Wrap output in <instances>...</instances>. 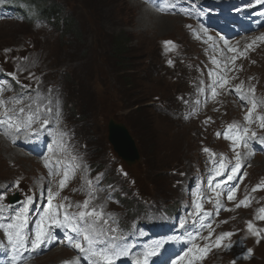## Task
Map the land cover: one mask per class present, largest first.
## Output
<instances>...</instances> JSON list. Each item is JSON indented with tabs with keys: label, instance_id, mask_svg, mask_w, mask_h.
Listing matches in <instances>:
<instances>
[{
	"label": "rangeland",
	"instance_id": "obj_1",
	"mask_svg": "<svg viewBox=\"0 0 264 264\" xmlns=\"http://www.w3.org/2000/svg\"><path fill=\"white\" fill-rule=\"evenodd\" d=\"M26 1L31 3L34 0ZM56 2H60L58 7L51 6L45 12L40 11L35 15L27 12L16 15L11 10L0 7V84L5 85L0 89V99L5 101L0 105V113L6 109L18 110L19 107L31 104L33 110L37 106L40 107L43 118V112L47 107L52 109L61 107L55 120L57 139L60 140L59 133L63 132V129L65 133L68 131V125L73 122H83L74 133L75 140L81 142L85 137H89L87 146L90 152L94 151L93 154L98 160L107 162L108 166L112 167V174L120 177L115 181L116 184L123 185L120 173L114 170L118 162L111 157L112 150L107 128L100 125L102 120L97 121L96 114H93L86 122V119H82L79 115L76 116L77 119L72 115L73 112L65 111L63 107L71 103L74 106L82 104L85 99L93 100L96 104L95 113L105 110L111 114L118 110L117 119L128 127L140 144L143 156L139 162H134L131 166L127 165V168L122 163L129 174V188L126 191L117 189L109 181H103L102 177L85 172L84 166L93 170L96 164L86 158H80V163L77 164L79 167H75L74 174L65 187L47 186V188L51 187L53 192L60 193L53 197L51 204L68 205L72 211H81L85 210L82 207L83 202L89 200L88 211L95 207L98 212L104 214L97 220V224L122 229L137 221L133 222L134 194L145 191L139 196L148 201L144 205L150 206L152 210L159 211L160 208L169 212H172V209L180 210L181 221L188 220L192 225H194L193 221H207L211 216L197 217L195 215L197 209L193 212L189 199L190 188L176 184L175 176L169 178L164 165L182 158L184 162L179 169L184 170L181 174L183 178H199L205 175L211 156L217 151H224L226 146L207 136L196 118L206 115L217 117L221 112H227V120L236 123L242 120L245 112L241 110L243 105L235 97L232 99L222 97L215 102L207 103L208 108L200 110L196 118H188L186 110L176 106L174 101L176 86L182 91L187 90L188 85L183 80L184 75L200 74L204 67V64L189 61L183 56L162 59L160 55L167 46L166 41L179 44L180 47L184 42L188 54L195 53L196 47L189 41L181 18H176L178 26L173 29L175 25L168 18L154 15L156 11L149 9L148 4L143 0H57ZM153 17H156V25L152 22ZM166 23L169 26L163 25ZM72 25L77 28L76 31L70 30ZM161 29L171 31H163L159 34ZM120 36L122 48L118 53L126 51L124 57L115 56L113 52L115 38ZM244 41L249 42L250 38L245 37ZM258 49H253L252 52ZM169 60L173 63L169 64ZM249 61H246L245 69L242 71L241 80L245 86L250 79L247 68ZM175 64H184L185 71L175 73L166 67ZM258 65L259 59L256 58V63H252L250 67L253 68V72L256 70V75L260 78V95L263 97L264 64L256 68ZM11 81L17 82L18 86H12ZM26 85L30 87H24ZM26 90H28L27 98L22 95L18 104L11 102L10 98ZM159 100L164 102L169 114L156 109L155 103ZM216 102L219 105H215ZM225 102L228 106L223 109ZM253 115L258 122L250 123L254 126L257 123L258 128L264 131V128L260 127V117L264 115L260 113ZM69 117L71 122H66ZM92 124H96L93 129L90 127ZM35 125L36 128L40 126L39 123ZM83 125L85 126L82 127ZM4 131L0 130V135H3ZM2 137L0 136V180L4 179L6 174L11 182V192L22 188L23 192L25 194L27 192L32 199H38L27 188L37 183V178L40 176L46 179L47 185L51 183L41 162L38 159L26 158L20 148ZM25 138L26 135L21 133L20 141ZM152 143L153 147L150 146ZM204 148L211 151L205 152ZM237 151L241 154V168L237 178L229 182V186L238 185L235 193L238 198L250 193L251 204L239 208L236 207V204L240 203V200L237 203V198L234 202L226 201L220 209L219 215L223 214L220 223L216 226V230L212 231L210 237L212 243L203 244L198 242L197 238L191 240L197 243V248L211 245L206 251L211 256L219 253L216 259L211 258L199 264H232L235 261H238L237 264H264V238L257 243V238L247 229V223L251 221L255 229L264 230V220L258 219L259 209L264 208V189L254 190L257 185H264V144L256 140L254 147L245 149L238 147ZM242 151L249 153L245 154ZM236 152L233 157L225 156L231 166L235 163ZM114 153L119 157L117 152ZM202 166L203 172H199ZM225 176L227 177V173ZM14 182H18V187ZM135 185L138 186L135 188ZM201 201L203 210L211 212L212 205L208 200L204 198ZM247 201L249 202L250 198H247ZM77 205L81 207L78 208ZM155 215V220H158L162 212L159 211ZM125 218L128 223L123 224ZM88 219L92 222V218ZM104 221H107V224H104ZM135 231L139 236L145 235L144 238L148 240L150 246L156 241H163V247L166 244L167 234L164 235V229L160 231L161 234L158 233V236H162L158 238L145 232L143 228ZM224 231L235 232L227 244L232 243L236 246L238 245L236 242L241 240L240 236L246 238L243 248L253 250L251 258L238 259L236 255L241 254V249L237 253L234 246L231 250L225 246L215 247V237ZM129 236L131 237V234L123 232L120 238L128 240ZM143 239H134L128 243L134 245L135 249ZM68 250L76 264H84L81 253ZM44 252L39 250L36 253L37 261L33 264H50L64 256L63 252L59 251L48 252L45 255ZM228 252L235 255L232 263V256L226 255ZM52 253L62 254L48 259ZM129 258L122 257L119 263L125 264Z\"/></svg>",
	"mask_w": 264,
	"mask_h": 264
},
{
	"label": "snow or ice",
	"instance_id": "obj_2",
	"mask_svg": "<svg viewBox=\"0 0 264 264\" xmlns=\"http://www.w3.org/2000/svg\"><path fill=\"white\" fill-rule=\"evenodd\" d=\"M161 2V0H159ZM256 3H259L262 7H264V0H255ZM184 0H167L166 8L168 10H178L179 7L183 6ZM189 8H191V5H189ZM191 14V12H189ZM208 39H212L211 36H208ZM261 39H264L262 37ZM225 44H227V41H224ZM166 45L171 46V41H166ZM229 51L235 52V49H229ZM233 60L236 59L235 56L232 57ZM169 64H172L173 62L171 60L168 61ZM11 75V74H9ZM218 84V86L223 89L225 88V85L228 83L224 77H220L218 81L215 82ZM5 85L0 84V89H3ZM24 87H30L28 85ZM235 93L239 96V98L245 103H247V93L242 91V85L235 86L234 89ZM212 95L215 96L217 94L216 87L214 86L212 88ZM22 94H18L17 96L10 98L11 102L13 104H18L20 101V98L22 97ZM31 99V97H29ZM5 101L3 99H0V105H3ZM27 107V111H26ZM26 107H19V109H6L3 113H0V130H5L6 134L10 136H14L15 139H13V143L16 142V139L20 137L21 133H24L27 135L31 132L39 133V131H46V126L49 125V120L47 119V115L49 113H52V108L47 107V110L43 112V118H42V111L39 106L36 107L35 110H33L32 105L29 104ZM253 109L256 107V103L253 102L252 105ZM252 115V109L249 110L248 115L245 116V120H250ZM211 118H207L205 120V124L210 122ZM261 124L260 127L264 128V116L260 117ZM39 123V128H33V124ZM243 135L240 134L239 128H234L232 124L228 125V130L224 133L226 139H230L233 144V150L237 149L241 146V142L243 143L244 147L248 146L249 140H258L259 143L264 144V138L258 137L255 132H252L251 135H248L249 129L247 127L243 128ZM232 132H235V134H230ZM51 135V133H48ZM59 135L61 138L66 135L64 132H60ZM217 136L220 135L219 132L216 133ZM205 152H210L211 150L208 148L203 149ZM214 155V154H213ZM216 163V161H213ZM79 167V165H77ZM241 168V154L237 151L236 157H235V163L231 166L230 171L229 165L224 162L223 159L219 161L217 166L215 167L214 176L212 179L208 181V185L210 188H212V191L216 193V196L219 197L222 192L227 193V198L229 200H233L235 198V193L237 190V187H231L229 186V182L235 180L237 178V174ZM227 172L226 180H221L219 182H216L214 187L213 180L215 177H221L224 176ZM51 174V173H50ZM69 179V174L66 171L64 173L63 179L60 180L59 187L63 188L66 186V181ZM16 183V186L18 187V182ZM89 183H91L89 181ZM261 185H257V188H259ZM8 187H11L9 185ZM220 189L221 191L217 192L216 190ZM255 190V189H254ZM6 192L5 189H0V200L5 199V196L3 193ZM47 194H48V200H49V207L45 210V217L50 222L48 226V231H45L43 227H41L40 224H37V231L35 233V239L28 238L26 239L23 235H21L19 229L22 228L26 223V217L25 213L27 212V204L21 208L18 212H16L14 219L18 221L16 224H3L0 223V228L6 227L5 232V239L7 246L10 247V250L17 255L20 254V249L23 248L25 251H28V244H31V248L35 250L36 248L40 247L41 245H51L58 242H61L62 240H66L69 245L74 247L75 249L79 250V252L82 254V259L87 261V264H114L115 260H118L120 258H127L130 257L133 250L134 245L128 243L127 238H117L115 236H107L106 235V229L103 225L97 224V220H99L104 214L102 212H98L95 207L91 208L90 211L89 205L90 201L85 200L83 202V209L82 211H79L78 213H69L67 211L68 205H58L56 210H52V204L51 201L55 195H58V192H53L51 187L47 188ZM28 202H31L32 197L28 196ZM247 198L245 200H241L239 204H237V207H240L241 205L247 204ZM215 206L217 209V213L221 207L219 199H217L215 202ZM196 209L197 212L195 215L197 217H200L201 215L203 217H209L212 215V212L203 210V205L199 202L196 203ZM77 207H81V205H77ZM63 208L64 212L61 214L59 209ZM3 206L0 205V212H2ZM260 215L258 216V219L264 220V208L259 209ZM88 218H92V226L90 227H83L82 225H86L88 223ZM9 219H12L10 217ZM188 221L183 220L180 222L179 227L181 229H185ZM195 224V221L192 222ZM104 224H107V221H104ZM204 226L203 221H201V227ZM210 227V225H209ZM59 229L62 230L59 234L52 231V229ZM247 229L249 232H251L254 236L257 237V243L260 242L261 238H264V230L261 229H255V226L251 221L247 223ZM108 232L115 231V229H107ZM212 232H209V237H211ZM234 233L232 232H225L219 234L217 236L215 241V247L219 248L221 247L222 241L225 238H230ZM199 237V230H196L195 233H189L188 240L191 241L194 238ZM201 239L207 240V237H199ZM81 239L86 242V246L82 245L80 242ZM171 240H181L183 242L184 237L181 236H174L170 237ZM237 244H240L241 247V254H238V259H248L251 258L253 250L251 248H243V240L237 241ZM211 245H207L204 248H198L197 250L200 252H206L208 251L209 247ZM9 247H5L4 251L0 253V255H7L9 251ZM163 247V241H156L154 242L150 247L144 249L143 251L136 254V259L134 264H149L150 258L156 257L160 254V250ZM227 249H231L233 247L232 243H229L225 246ZM192 249H189V252H191ZM189 252H185L184 255H180L179 253L176 254L175 258H169L171 261V264H183L185 256L189 254ZM12 264H17L15 256L12 257ZM167 264V262H165ZM234 264V262H233Z\"/></svg>",
	"mask_w": 264,
	"mask_h": 264
},
{
	"label": "bare ground",
	"instance_id": "obj_3",
	"mask_svg": "<svg viewBox=\"0 0 264 264\" xmlns=\"http://www.w3.org/2000/svg\"><path fill=\"white\" fill-rule=\"evenodd\" d=\"M240 4L242 6L241 8H242L243 13L245 15L244 19L248 24V30L244 31L241 34V39L238 42H236L233 49H235L238 52H242L246 56L247 53L252 52L253 49H257V48L264 46V39H261L262 37H264V21L259 20V16L262 14V8L263 7L259 3H256L255 0H240ZM146 15H147V13H146ZM236 15H237V11H233L231 13H228L224 16V20L229 21V20H231V16L236 17ZM159 16L168 18L174 24L172 17H170L168 15H162V14H160ZM235 22H236V20L233 21V23H235ZM158 24H161V23H158ZM167 24L168 23L163 24V25L169 26ZM245 37H249L250 41L249 42L244 41ZM244 64H242L241 66H238V67H234L230 72H228V76L226 78H224L228 81V83L225 85V88H223V89H221L218 86V84L215 83L221 77L217 73H215L212 77H210L209 81L206 83L202 82L200 79V82H201V88L200 89H201L202 94H200L197 97L198 102H200V104L204 106L207 103L215 102L216 100H219L222 97H224L225 99H230V98L232 99V97H235V99L243 105L244 101L241 100L239 98V96L235 93V91L232 89H234L235 86H237V85H242V91H244L245 93H248V90L246 89V86L244 85L243 80H241L242 71L245 69ZM214 86L216 87V91H217V94L215 96L212 95V91H211ZM227 106H228V104H227V102H225V103H223L222 108L226 109ZM246 115H248V113L245 110V112L243 113L242 120L238 121L236 123L243 124L244 128L247 127L249 129L248 135H251L252 132H255V126L252 123H247V122H255V120L254 119L245 120ZM208 116L214 117L213 115H206L203 118L208 117ZM123 125L127 129L130 136L132 137V139L135 142L137 153H138V158L136 159L135 162H139L140 161L139 159L142 158V156H143L140 144L133 137V135L131 134L128 127L124 123H123ZM54 126L55 125L50 122L49 125L46 126L47 130L46 131H43V130L39 131V133H37V136H39L43 139H46V140H52L54 138V135H55ZM48 133H51V135H49ZM240 134L243 135L242 130H240ZM0 136H3L2 138L5 137L8 141H10V143L12 145L19 148L18 143L20 141V137L18 139H16L15 143H13V139H15L14 136H10V135H7L5 133L3 135H0ZM110 145L112 148H114L116 150L115 145L113 144L112 141L110 142ZM255 145H256V140H249L247 148H252ZM239 148L245 149L246 147H244L243 143L241 142V146ZM121 152H123V150H121ZM235 152H236V149L233 150V146H226L224 151H217L216 153L222 154L224 156L233 157ZM34 153L39 155L38 160L41 162L42 167H43L47 177L51 181V183L48 184L47 186L52 185L55 187H57V186L59 187L60 180L63 179L64 173L66 171L69 174V179L66 181V184H68V182L70 181V178L74 174V170H72V171L67 170L68 164L65 162V158H56L53 154H49V153L43 151L42 149L36 148V147L34 148ZM122 158H123L122 163L125 165L126 168H127V165L131 166V164L134 163V162H132V163L128 162L127 159L124 158L123 156H122ZM228 159H230V158H228ZM46 165L49 166L48 169H45ZM137 186L138 185H135V188ZM254 189L258 190V191L262 190V189H264V185H261L259 188H257V186H256ZM202 191L203 190L198 189V188H190L189 189V193H190L189 199L191 201L190 206L192 207L193 212L196 210V206H194V205H196L197 202L202 204L201 199L206 198ZM143 192H145V191H139V192L134 194L135 206H134L133 222H135L137 220L135 222V224H130V225H128L122 229L112 228V227H108L107 225H105L104 227L106 229V235L107 236H115L119 239L123 235V232H127L129 235L131 234V237L130 236L128 237V242H132L134 239L139 240V239H143L145 237V235L139 236L136 234L135 230L138 228H143L144 230H146L145 232L151 233L152 236L155 238L162 237V236H158V233L161 234L162 232L160 233V231H162V229H164V235L167 234V239H166L165 246L162 248V251L158 255V257H159L158 261L160 264H165V262H167V264H171V261L169 260V258L171 257L174 259L177 253L182 255L187 244L192 242V241L188 240L189 233H191L193 231L191 228L192 224L190 221L187 220L188 223L186 225V228L181 229L179 227V224L181 221H176L175 216L173 215L172 212H169L168 210H163L162 208L159 209V211L162 212L160 219L155 220L156 219L155 213L158 214L159 211L158 210H152L150 208V206L146 207L144 205V203H146L148 201H145L142 196H139V195H142ZM4 196H5V199L0 200V205L3 206V210H2V212H0V223H3L5 225H7L9 223H11V224L18 223V221L14 219L15 214H16V212H18L21 208H23L27 204V212L25 213L27 223L22 228L19 229L21 235L26 237V234L29 233L31 230V218H32L30 216V214H28V212L31 211V209H33L34 206H36L38 201H40V200L47 201L48 200V194L45 192H42V193H40V196H38V199H32L31 202H28L27 192L25 194L23 192L22 188H18L12 192H8L7 194H4ZM235 198H237V203L239 202V200L241 201V200H245L246 198H250V201L247 202L246 205H241L239 208H245L251 204V194L250 193H248L242 197L240 196L239 198H238V195H235ZM234 199L229 200L227 198V202L228 201L234 202ZM52 205L54 206L55 209H57L58 204H52ZM236 207H237V204H236ZM228 210L232 211L233 209H228ZM59 211L62 214L64 212V209L61 208V209H59ZM67 211L69 213H78L79 212V211H72L69 208H67ZM222 215L223 214L219 215V217H221ZM10 217H12V219H9ZM82 226L83 227H90V226H92V222L89 221V219H88V223L86 225H82ZM109 228L115 229V231L108 232L107 229H109ZM0 232L2 233V237L0 238V246L4 249L5 247H7L6 239H5L6 227L0 228ZM225 232H228V231H224L221 233H225ZM236 233L241 234L239 232H236ZM181 235H183V237H184L183 242L181 240L169 239L170 237L181 236ZM217 236L215 237V239L217 238ZM240 237H241V240H243V246H244L246 238H244L242 236H240ZM254 237H256V236H254ZM230 239L231 238H225L222 241L221 248L226 246V244L228 243V241ZM262 240L263 239H260V241H262ZM80 242L82 243V245L86 246V242L83 241V239H81ZM233 246L235 247L236 252L238 253L239 250L241 249V246H239V244L236 246L235 245H233ZM69 249L72 251H75V253H80L79 250L75 249L72 246ZM140 251H141L140 246H137L133 250L128 262L125 264H134L135 259H136V254L139 253ZM52 254L48 257V259H53L55 257H58L62 253H55V254L52 253ZM226 255L232 256V259H231V263H232L235 255H231L229 252L226 253ZM236 257H237V255H236ZM81 259H82V257H81ZM82 261L84 262V264H87V261H85L83 259H82ZM237 263H238V261H235L234 264H237ZM73 264H76V262L74 260H73ZM114 264H120L119 259L115 260ZM197 264H199V262Z\"/></svg>",
	"mask_w": 264,
	"mask_h": 264
},
{
	"label": "water",
	"instance_id": "obj_4",
	"mask_svg": "<svg viewBox=\"0 0 264 264\" xmlns=\"http://www.w3.org/2000/svg\"><path fill=\"white\" fill-rule=\"evenodd\" d=\"M111 141L115 145L116 150L128 162H135L138 158L136 145L132 137L123 124H111ZM123 150V152H121Z\"/></svg>",
	"mask_w": 264,
	"mask_h": 264
},
{
	"label": "trees",
	"instance_id": "obj_5",
	"mask_svg": "<svg viewBox=\"0 0 264 264\" xmlns=\"http://www.w3.org/2000/svg\"><path fill=\"white\" fill-rule=\"evenodd\" d=\"M67 26H68V24H67ZM77 29V28H76ZM76 29H75V27L72 25V27H71V31H76ZM117 38H121L122 39V37L120 36V37H117ZM117 38H115V40L117 39ZM116 46H117V48L120 50L121 48H122V43H118L117 45H116V43L114 42L113 43V52H114V55L115 56H118V55H125L126 54V51H124V52H120V53H118V50L116 49ZM124 55H123V57H124ZM123 61V60H122ZM85 104H86V106L88 107V108H92V106H93V102L90 100V102L88 101V100H85ZM84 114H88V111L86 110L85 112H84ZM149 138H150V136H149ZM150 146H154V144L152 143V144H150ZM151 148V147H150Z\"/></svg>",
	"mask_w": 264,
	"mask_h": 264
}]
</instances>
